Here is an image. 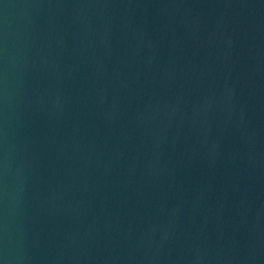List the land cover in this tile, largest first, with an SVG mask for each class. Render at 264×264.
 I'll return each mask as SVG.
<instances>
[{
    "label": "water",
    "instance_id": "obj_1",
    "mask_svg": "<svg viewBox=\"0 0 264 264\" xmlns=\"http://www.w3.org/2000/svg\"><path fill=\"white\" fill-rule=\"evenodd\" d=\"M0 264H264V0H0Z\"/></svg>",
    "mask_w": 264,
    "mask_h": 264
}]
</instances>
